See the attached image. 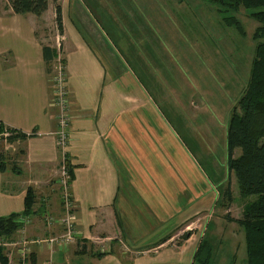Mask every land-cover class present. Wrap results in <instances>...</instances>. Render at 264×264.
<instances>
[{"label":"rangeland","instance_id":"1","mask_svg":"<svg viewBox=\"0 0 264 264\" xmlns=\"http://www.w3.org/2000/svg\"><path fill=\"white\" fill-rule=\"evenodd\" d=\"M63 2L62 16L73 21L72 26L91 47L101 52L103 59L114 62L111 65L122 72L123 79L132 71L134 79L147 86L148 96L140 93L144 90L124 82L118 90L128 104L132 101L126 96L137 93L139 123L140 117L149 123V151L158 162L162 159L159 168L168 175L170 194L181 197L180 202L188 204L196 192L202 189V193L210 192L212 183H217L216 193L207 208L200 206L199 200L192 207L177 205V216L168 213L170 217L165 225L175 226L177 222V229L170 236L177 241V247L171 248L177 250L178 259L190 264L200 246L207 242L212 247L210 264H248L245 233L239 220L246 203L257 197H241L235 175L229 176L227 132L232 109L244 95L251 78L258 44L254 33L260 24L244 8L238 13L225 12L205 0H60L59 4ZM53 6L47 14L48 18L53 15L51 25L42 24L41 29L48 28L39 31L29 16L12 12L9 0H0V101L1 104L6 103L2 94L3 82L15 87V91L8 94L13 103L7 110L10 112L13 108L11 118L14 121L21 122V59H28L29 53L32 56L33 52L39 51L40 33L57 46L50 80L54 77L53 66L56 63L61 62L68 74L65 40L57 24L54 2ZM61 9L63 11V7ZM231 16L241 23L244 34L236 25L231 26L224 20ZM24 70L26 77L36 78L29 83L38 93L44 92L47 85L51 87L45 77H40L37 72L31 73L29 68ZM68 101L70 111V96ZM131 115L123 114V126ZM10 134L12 132L5 129L4 136L0 135V145ZM9 150L10 154L0 152V161L5 160L6 166L20 167L21 146H17L16 152ZM240 154L241 150H236L235 158ZM64 165L69 174L66 158ZM10 167L5 178L17 179L19 184L6 185L5 182L1 191L16 195L21 192V178L25 179L26 174L21 176V167L18 168L20 172L14 174L13 167ZM63 167L59 184L62 177L64 180ZM142 168L150 179L153 178L147 167ZM221 181L223 184L219 190ZM229 183L233 203L228 207L226 202L223 207V192ZM133 202L143 209L140 200ZM61 216L45 215L38 223L48 227L47 224L55 221L58 232L45 230L27 239L46 240L59 234L62 228L57 221ZM35 220L37 215L31 216L29 222L34 223ZM18 233L11 239H0V247L4 249L9 264L10 258L12 264H20L17 248L6 245L20 241ZM72 245L64 252L69 251Z\"/></svg>","mask_w":264,"mask_h":264},{"label":"crops","instance_id":"2","mask_svg":"<svg viewBox=\"0 0 264 264\" xmlns=\"http://www.w3.org/2000/svg\"><path fill=\"white\" fill-rule=\"evenodd\" d=\"M49 2L52 4L42 16L26 14L37 25L36 30L48 28L41 29L42 24L51 25L53 15L48 18L47 14L54 6L52 0ZM61 7L64 14V2ZM72 24V20L63 16L60 34L65 40L67 86L71 100L66 152L59 147L56 135L57 110L50 107L53 96L51 64L57 46L40 33L39 51L33 52L32 56L29 53L28 59H21V122L12 120L13 108L7 111L13 103L8 94L15 91V87L5 82L1 84L6 103L0 101V121L17 133L31 136L12 144H7L6 140L0 145V152L5 153L11 152L10 148L16 152L17 146H21V176L26 174L25 179L21 178V192L7 195L1 191L3 184L17 185L19 181L5 178L10 166H5V171L0 170V218L22 214L26 209L27 193L33 189L37 197L33 215H37V220L24 225L17 236L36 237L45 230L58 232L55 221L47 224L48 227L38 223L45 215L62 214L59 182L66 158L73 169L70 191L76 204L78 235L69 251L53 253L58 264H187V261L178 259L177 250H172L177 247V241L170 233L177 229V222L175 226L165 225L170 217L168 213L177 216V205L192 207L199 200L200 206L207 208L214 198L217 183H212L210 192L207 187L205 193H202L203 189L196 192L188 204L181 203V197L170 194L168 175L160 171L162 159L158 162L149 151V123L144 117H140L142 125L139 123L137 93L126 96L132 101L128 104L118 90L124 82L144 90L140 93L148 96L147 86L138 83L132 71L123 79L122 72L112 66L114 62L105 61L101 52L91 47ZM44 48L49 49L46 56ZM28 68L31 73L37 72L40 77H45L51 87L47 85L44 92L38 93L29 83L36 78L26 77L24 69ZM126 113L134 116L124 121L123 126L122 116ZM20 167L12 168L14 174L20 172ZM142 167H147L153 178L150 179ZM222 184L223 181L219 187ZM137 200L142 202L143 209L133 202ZM31 252L33 264H43L51 258L46 245H32ZM210 262L209 259L206 264ZM192 263L203 264L195 257H192Z\"/></svg>","mask_w":264,"mask_h":264},{"label":"trees","instance_id":"3","mask_svg":"<svg viewBox=\"0 0 264 264\" xmlns=\"http://www.w3.org/2000/svg\"><path fill=\"white\" fill-rule=\"evenodd\" d=\"M52 1L55 4L57 24L62 32L63 16L61 5L59 4L60 0ZM205 1L216 4L220 8L219 10L225 12L238 13L241 8H244L249 12V16L260 24L254 33V40L258 44L256 46V56L251 67V78L244 95L237 103V106L232 109L227 132V149L228 171L230 176L231 174L236 176L241 197H257L256 200L246 203L242 219L239 220V224L245 233L248 264H264V0ZM9 3L13 12L18 15L33 14L42 16L49 7V0H9ZM224 20L230 23L231 26L236 25L240 32L244 34L242 25L235 16ZM48 51V48H44L45 56ZM5 129L12 132L7 138V141L11 144L31 136L8 129L0 121V135L4 136ZM238 149L241 150V154L235 158L234 154ZM66 164L72 182L74 177L73 169L67 161ZM5 166V161H2L0 170L5 171ZM35 193L33 189L28 191L26 209L22 214H13L0 218V239H11L25 225L21 219L31 218L34 209L33 205L37 198ZM223 200V207L226 202L228 207L233 203L230 185L224 190ZM226 218L229 220L230 215L227 214ZM205 243L200 246L195 255V258L203 264H206L212 253L210 244ZM31 258L33 257L31 256ZM0 264H9L8 258L4 255V249L1 247Z\"/></svg>","mask_w":264,"mask_h":264},{"label":"built area","instance_id":"4","mask_svg":"<svg viewBox=\"0 0 264 264\" xmlns=\"http://www.w3.org/2000/svg\"><path fill=\"white\" fill-rule=\"evenodd\" d=\"M53 70V102L51 103V107L57 110L56 120L58 124V133L56 135L58 138L59 146L62 148V150L64 149L63 152H65L69 141L67 128L71 121L68 101L69 95L67 88V74L61 62H59V64L56 63L53 66ZM63 172L64 180L62 177V181L60 183L63 213L62 216L58 218V223L60 224L62 231L59 234L51 236L49 239L46 240L35 239L29 241V239H27L26 237H21L20 241L6 244L17 248L20 264H31L32 245H46V243V246L50 251L51 258H49L43 264H55V260L53 259V253H55L57 249L60 251L67 250L76 240V237L78 235V231H76L77 215L70 191L71 177L67 173L65 165L63 167ZM21 221L24 222L25 225H27L29 219L22 218ZM20 231H22V229ZM10 264H12L11 258Z\"/></svg>","mask_w":264,"mask_h":264}]
</instances>
